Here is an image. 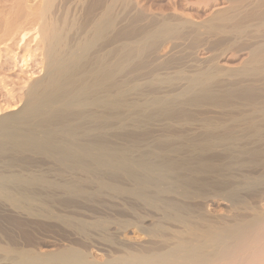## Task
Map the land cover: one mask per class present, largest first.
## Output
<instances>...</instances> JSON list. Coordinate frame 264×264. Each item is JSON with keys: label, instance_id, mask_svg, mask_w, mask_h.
<instances>
[{"label": "bare ground", "instance_id": "1", "mask_svg": "<svg viewBox=\"0 0 264 264\" xmlns=\"http://www.w3.org/2000/svg\"><path fill=\"white\" fill-rule=\"evenodd\" d=\"M118 1L135 3L40 0L27 24L0 26L12 43L18 35L25 66L37 51L44 61L20 108L0 117V200L84 242L26 248L15 264H264V0H175L147 19L136 10L124 42ZM76 10L85 26L68 17ZM177 39L204 59L145 84L125 73L168 40L164 69ZM130 226L144 244L123 240ZM101 235L111 245L98 260L87 246Z\"/></svg>", "mask_w": 264, "mask_h": 264}, {"label": "rangeland", "instance_id": "2", "mask_svg": "<svg viewBox=\"0 0 264 264\" xmlns=\"http://www.w3.org/2000/svg\"><path fill=\"white\" fill-rule=\"evenodd\" d=\"M39 1L40 0H0V19H1L0 26L4 27L6 23L11 21L8 23L9 25L6 24V26H5V27H8V26H11L10 23L12 24L13 20L14 21L16 20V22L21 23V22H24L25 19H26L25 23L27 24L29 19L33 18L35 16L34 14L37 13V10H38L39 5H40ZM103 1H107V0H103ZM108 1H110V0H108ZM134 1H135V3H132V4L126 5V6L124 3H122V2L120 3V1H118L114 4L113 11H112L111 15L114 19L117 20L116 21V24L118 26L117 31L119 30V32H120V35L117 36L118 38L116 37V39H115L117 41L119 38H120L119 39L120 42H124L126 40L130 41L132 39V36H130L131 34L126 36V33L128 30H129V32H130V30L133 31L132 28L135 25L134 19L136 18L135 17L136 12H137L136 10L142 11V13L144 15L143 18L147 19L146 17L149 18V17H151L152 14L159 13V9L161 7H163V8L168 7V6L171 7L172 2H174L175 0H134ZM135 6H137L138 8L137 7L135 8ZM133 8H134V10H133ZM31 11H34V13ZM185 12L186 13H184V14H186V15H188L190 13L188 10H185ZM71 13L68 15V17L71 18V19L69 18L70 20H72L76 17L75 19H77V21L80 24H83L85 26L86 17L84 15L83 11L76 10L75 12L73 11L72 15H71ZM113 13H114V15H113ZM75 14L77 16H75ZM11 17H13V19H10ZM7 18H9V20ZM20 18L22 21L19 20ZM195 19H198V18L196 17ZM3 20H4V22L5 21L6 22L5 23L2 22ZM145 22H146L145 20L141 21V23H143L142 26H144ZM18 23L14 24V25L12 24L13 25L12 27L20 25ZM2 27H0V37L3 36L2 38H0V48H1L0 49V117H3L5 115H9L11 113L16 112L17 110H14V111L12 110V106L14 107V105H16L18 108H20L19 106H21V104H22L21 103L22 99H20V98H23L24 93L28 87V84L31 82V80L33 81L35 78L42 76L43 71H41L40 68L43 67V62H44L43 57L40 55V52L37 51L38 55L31 57L28 60L29 63L27 62V66L28 65L29 66L28 67L25 66L21 60L23 54H25V51H21L22 49H19V47L17 46V42H18L17 39H19L18 35L16 36V38H14L15 41L13 40V43H12V39H8V36L6 38V35L4 34L5 28H2ZM27 27L31 28L32 26L27 25ZM124 32H126V33H124ZM109 36H110V38H108ZM109 36L107 34V39H105L104 41L110 40L111 35L109 34ZM129 36H130V38H129ZM4 37H5V39H4ZM31 38L32 37H30V39ZM1 39L3 40V43H2ZM4 41H6V42H4ZM167 41H161L160 44L156 48H152V50L151 49L148 50L147 51L148 55H146L147 54V52H146L143 55L142 59H138V60L135 59L136 62L134 61V58L131 59L127 64V67H126L127 69L125 70V73L131 72V73H129L130 75H133L134 73H136V75L134 74V77H136L140 73L143 74V75L140 74L141 77L137 76L136 78L137 79H138V77L141 78V79H139V81L141 83L143 82L145 84V81L148 80L150 77L149 75L153 74L152 73L153 70H157V71L161 72L162 76L163 75L165 76V74L163 73V71H165V70L169 71L171 73V75H174L177 72V70H179L182 67L184 61H187V60L195 61V60H193V58L196 60L197 59L202 60L205 57V53L202 52L201 50H198L199 48L196 49L195 45H193V44L191 46H189L191 49L188 47V51L185 52V50H187V47L184 48L182 46V44H180L181 43L180 39L179 40L177 39L176 42L179 43L177 45V47L180 45L181 46L178 48L175 47L176 49L172 50V52H174V51L175 52L173 54L171 53L169 55L170 59H167L169 61V64L164 66V69L158 70L159 66H161V62H160L162 60L161 58L165 57V55L167 54L168 49H167L166 45L169 46V43H165ZM99 42L101 43L103 41L100 40ZM4 44L9 48L6 47V49H5ZM10 44H13V45L10 46ZM183 48H184V50H183ZM182 51H184L185 53ZM187 52H189V53H187ZM15 54H16V57L14 56ZM155 55L157 56V58L160 57V58H158L159 60L157 59V61H152V60L148 61L149 59H151L150 58L151 56H155ZM190 55H191V59H188V56L190 58ZM171 57H173V59ZM145 61H147V62H145ZM181 61H183V63ZM135 63L136 64L139 63V64L136 65ZM138 71H139V74H138ZM31 76H32V78H31ZM146 88L147 87L145 86L144 90L147 91ZM16 102H18V104ZM34 165L35 164H31L28 169H22V171L23 172H36L37 167ZM0 172H6V168H5L2 160H0ZM54 210H56L58 212H62V213L72 214V215H75V214H82L83 215V214H85V212L92 211L90 207H86V208H79V207L78 208H76V207L72 208V207H70V209H69V208H64V207L62 208L58 205L56 206V208H54ZM107 214H108L107 216L112 217V218L117 217L115 212H109ZM88 218L91 219L90 216H88ZM41 221L42 220H38L35 217H30V216L28 217V216L22 214V210H21V212H15L13 210V208L9 207L8 202L0 200V264H15V262L18 261L19 259H21V257H22V250H24L26 248H34V252L38 251V252H44L45 253L49 250L50 251L57 250L59 247L60 248L66 247L69 244V241L75 242L76 245H78L80 247H82V245L84 244L82 239L75 237L74 234H70L73 232H70L69 230H67L65 228L59 229V227H55V226H52V227L51 226H49V227L43 226V227H41L36 223V222H41ZM46 221L52 222L53 220H47L46 219L45 222ZM114 230L115 229L110 230L111 232L107 233V237L113 239V241H115L116 239L119 240V236ZM101 236L102 237L99 236L98 240L95 239L96 241L94 240V242L92 244L87 246L89 249V250L87 249V252H89L90 257L96 258V259L98 258V260H103L105 258V257H103L104 256L103 255L104 250L106 249V247H108V245H111V244H109L111 242L105 240L106 236H103V235H101ZM122 238H123V240H126L125 242L126 243L128 242L129 245L135 244L133 246H137V244L139 246V244L141 245V243L144 244L147 240L146 236L144 234H142L134 226L128 227V229L123 233ZM78 241H79V243H78ZM100 241H101V243H100ZM102 242H103V244H102ZM107 242H109V243H107ZM54 243H56L57 245H55ZM100 246H102V248ZM98 248H100V249H98ZM99 252H101V253H99Z\"/></svg>", "mask_w": 264, "mask_h": 264}]
</instances>
